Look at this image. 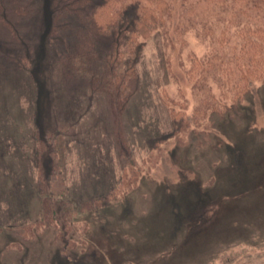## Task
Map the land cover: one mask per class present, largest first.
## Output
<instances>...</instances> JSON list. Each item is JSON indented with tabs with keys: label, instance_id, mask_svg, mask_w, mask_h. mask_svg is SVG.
Returning a JSON list of instances; mask_svg holds the SVG:
<instances>
[{
	"label": "rangeland",
	"instance_id": "rangeland-1",
	"mask_svg": "<svg viewBox=\"0 0 264 264\" xmlns=\"http://www.w3.org/2000/svg\"><path fill=\"white\" fill-rule=\"evenodd\" d=\"M73 1L0 2V264H264V83L217 119L209 135L192 140L189 132L197 131L193 124L183 131L184 115L194 114L201 96L185 71L189 55L202 57L209 44L189 30L182 45L175 31L183 20L178 3L168 38L143 42L127 107L107 111L105 95L90 96L99 101L95 129L110 124L118 135L116 154L101 148V159L66 157L64 203L106 194L122 175L121 152H132L142 170L134 190L97 214L79 213L88 228L83 244L78 230L66 236L75 248H65L53 226L26 240L25 225L42 215L38 168L51 171L49 155L39 157L34 147L58 123L53 64L73 43L79 18L102 0L57 18ZM110 47L111 38H104L98 49ZM230 50L227 45L223 52ZM63 83L68 107L81 104L77 90L86 82L71 77Z\"/></svg>",
	"mask_w": 264,
	"mask_h": 264
},
{
	"label": "trees",
	"instance_id": "trees-1",
	"mask_svg": "<svg viewBox=\"0 0 264 264\" xmlns=\"http://www.w3.org/2000/svg\"><path fill=\"white\" fill-rule=\"evenodd\" d=\"M89 2L91 0H74L56 16H68L73 9L84 8ZM177 3L183 20L175 31L182 45L187 43L184 35L189 30H196L197 35L209 44L208 52L202 57L189 55L190 67L185 71L193 92H199L201 96V104L194 114L184 115L186 125L183 127L187 128L182 127L183 131L188 132L191 124L197 131L190 130L192 140L194 135H209L217 119L226 118L252 92L256 83H264V0H102L79 18L81 25L75 31L73 43L53 64L51 78L55 91L59 89L57 81L60 84L58 123L44 139L37 138L34 147L39 157L44 153L49 155L51 171L44 174L40 166L38 168L37 188L42 215L39 220L25 225L26 240L31 241L35 232L53 226L59 232L58 239L66 241L65 248H75L66 236L78 230L83 244L88 228L87 222L79 221V213L97 214L104 205L117 204L134 190L142 170L132 152H121L120 158L125 161L122 175L116 178L106 194L80 204L64 203L69 194L66 157L74 153L84 154L83 159L93 156L101 159V148L116 154L118 135L114 134L110 124L95 129L99 101L90 96L105 95L107 111L111 107L121 110L127 107L133 95L131 82L137 77V58L142 54L143 42L160 35L168 38ZM128 11L130 18L126 16ZM198 24L200 28H197ZM104 38H111V47L99 51L98 46ZM227 45L231 50L225 54L223 49ZM163 56L160 53L161 63L168 72L169 63ZM71 77L86 83L77 90L81 94V104L68 107L63 82ZM87 134L92 135L88 143L82 140ZM1 181L0 178L2 193Z\"/></svg>",
	"mask_w": 264,
	"mask_h": 264
}]
</instances>
